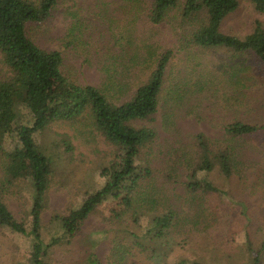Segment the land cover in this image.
I'll use <instances>...</instances> for the list:
<instances>
[{
	"label": "rangeland",
	"instance_id": "1",
	"mask_svg": "<svg viewBox=\"0 0 264 264\" xmlns=\"http://www.w3.org/2000/svg\"><path fill=\"white\" fill-rule=\"evenodd\" d=\"M151 1L58 0L47 21L30 25L29 35L38 45L63 53V72L69 78L81 85L102 88L116 104L133 96L154 58L169 48L175 55L168 67L166 85L184 77L191 83V91L184 92L179 102H170L163 96L151 119L139 122L156 131L141 162H148L153 170L149 189L158 191L159 212L169 207L176 212L170 231L159 240L163 246L156 249L157 245L150 241L147 249L134 245L129 230H125L134 228L140 233L132 220L113 223L106 218L118 209L117 200L110 197L88 217L72 244L52 248L50 262L83 264L86 250L93 251L101 264H115L110 255L113 240L119 239L125 245L124 264H176L183 257L204 264H251L250 255L258 256L259 264H264V134L247 137L241 145L250 180L226 186L248 205L253 219L249 224L238 205L212 200L198 211L186 206L185 171L171 155L174 147L190 146L199 132L222 137L224 126L235 118L263 124L264 99L258 106L246 99H233L235 85L231 82L236 77L230 66L235 61L231 51L225 47L195 48L186 56L177 20L151 22ZM239 1V7L226 17L221 29L243 38L257 22L264 26V12L252 0ZM251 67L249 75L254 76V87L264 96V63L254 61ZM8 73L0 54V78ZM35 140L38 149L51 157L46 200L40 199L42 221L48 224L55 214L69 218L83 194L105 184L102 169L116 159L118 149L92 124L71 123L59 117H49L46 129L37 132ZM168 170L175 172L177 180L164 178ZM29 185L26 181L12 187L11 193H4L5 202L19 220H26L31 205ZM248 233L251 239L247 250ZM166 240L169 243L164 245ZM30 246L26 235L0 226V264H28Z\"/></svg>",
	"mask_w": 264,
	"mask_h": 264
},
{
	"label": "trees",
	"instance_id": "2",
	"mask_svg": "<svg viewBox=\"0 0 264 264\" xmlns=\"http://www.w3.org/2000/svg\"><path fill=\"white\" fill-rule=\"evenodd\" d=\"M252 2L264 12V0ZM57 3L58 0H0V54L9 71L0 78V162L3 169L0 226L10 227L29 238L28 264H53L50 262L52 248L72 244L88 217L111 197L117 200L118 209L106 218L113 223L132 220L134 227L140 229L138 233L134 228L125 227L132 243L143 249L151 244L160 249L163 242L159 240L170 231L176 212L170 207L159 212L158 191L149 189L153 170L148 162H141L156 131L139 122L151 119L163 96L170 102H179L184 92L191 91L189 78L166 85L168 67L175 55L169 48L154 58L146 78L137 85L133 96L121 104L111 101L100 87L78 84L63 72V53L42 48L29 35L30 25L47 21ZM239 3V0H152L148 16L155 24L168 20L176 23L177 20L181 29L180 44L186 56L195 48L225 47L230 50L235 60L230 66L233 78L236 77L231 82L235 85L232 98L246 99L258 106L264 96L256 91L254 76L249 75V70L254 61L260 65L264 63V26L257 22L254 30L243 38L221 29L226 17L237 10ZM49 117L71 123H90L118 151L116 159L102 169L106 181L101 188L83 194L69 218L55 214L44 224L40 199L46 200L52 173L51 157L38 149L35 134L46 129ZM261 134H264V123L235 118L224 126L222 137L199 132L190 146L174 147L172 160L179 161L185 171L186 206L198 211L212 200L227 202L240 206L239 213L247 224L252 222L248 205L226 186L250 180L241 145L247 137ZM163 176L169 181L177 180L171 170ZM26 181L30 184L31 205L26 220H19L5 202L4 193H11L12 187ZM250 237L248 233L247 250ZM113 241L110 258L115 264H124L125 245L119 239ZM168 243L166 240L164 245ZM83 253L86 254L83 264H101L93 251ZM259 262L258 256L250 255L251 264ZM176 264L204 263L183 257Z\"/></svg>",
	"mask_w": 264,
	"mask_h": 264
}]
</instances>
